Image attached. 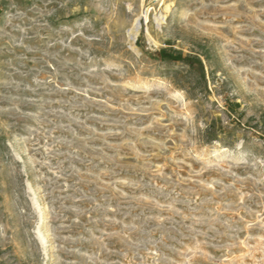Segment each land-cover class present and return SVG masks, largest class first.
<instances>
[{
  "label": "rangeland",
  "instance_id": "1",
  "mask_svg": "<svg viewBox=\"0 0 264 264\" xmlns=\"http://www.w3.org/2000/svg\"><path fill=\"white\" fill-rule=\"evenodd\" d=\"M142 2L0 0V264H264V0Z\"/></svg>",
  "mask_w": 264,
  "mask_h": 264
},
{
  "label": "bare ground",
  "instance_id": "2",
  "mask_svg": "<svg viewBox=\"0 0 264 264\" xmlns=\"http://www.w3.org/2000/svg\"><path fill=\"white\" fill-rule=\"evenodd\" d=\"M159 1H163V6L166 4L167 1H171V0H159ZM144 5V0L142 2V6ZM170 5H167L165 7V12L168 13L170 10ZM143 16L136 18V20L134 21V23L132 24L131 28L129 29L128 33L129 35L132 37V39H135L141 29V22H142V18H144L146 20V22H148L149 20V8H147L145 10V12H143ZM163 20L162 18L160 19V21Z\"/></svg>",
  "mask_w": 264,
  "mask_h": 264
},
{
  "label": "trees",
  "instance_id": "3",
  "mask_svg": "<svg viewBox=\"0 0 264 264\" xmlns=\"http://www.w3.org/2000/svg\"><path fill=\"white\" fill-rule=\"evenodd\" d=\"M161 55L166 56L164 53H161ZM169 57H172V56H169ZM172 59H173L174 61H179V58H174V57H172Z\"/></svg>",
  "mask_w": 264,
  "mask_h": 264
}]
</instances>
